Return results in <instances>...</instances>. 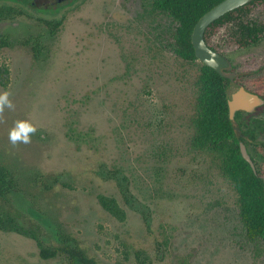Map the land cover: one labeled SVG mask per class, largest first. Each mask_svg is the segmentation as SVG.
I'll use <instances>...</instances> for the list:
<instances>
[{
    "label": "rangeland",
    "instance_id": "374dc122",
    "mask_svg": "<svg viewBox=\"0 0 264 264\" xmlns=\"http://www.w3.org/2000/svg\"><path fill=\"white\" fill-rule=\"evenodd\" d=\"M28 1L0 21V94L11 103L0 106V162L20 179L12 207L21 222L49 246L58 230L69 234L99 264H139V251L150 264H264V241L246 237L232 184L191 147L200 61L172 51L170 21L152 0ZM252 17L264 18L262 4ZM39 18L60 24L50 34ZM34 38L36 57L20 44ZM222 54L246 83L264 69V38ZM248 150L261 165L264 131ZM51 174L59 181L50 189L34 178ZM99 194L114 197L125 218L109 214ZM0 264L66 262L0 229Z\"/></svg>",
    "mask_w": 264,
    "mask_h": 264
},
{
    "label": "trees",
    "instance_id": "16d2710c",
    "mask_svg": "<svg viewBox=\"0 0 264 264\" xmlns=\"http://www.w3.org/2000/svg\"><path fill=\"white\" fill-rule=\"evenodd\" d=\"M18 1V2H17ZM20 1L0 0V21L13 18L23 13ZM221 0H152V7L162 13L170 21L172 31L169 46L172 51L187 61L197 60L191 42L193 27L198 18ZM31 6L60 7L66 0H30ZM264 0H251L234 8L211 22L204 30V41L212 49L224 53L226 50L247 48L257 44L264 38V18L252 17L254 7ZM47 31L53 34L60 21L39 18ZM223 28V37L214 40L213 37ZM0 44H7L4 37ZM20 44H29L34 57L39 52L40 42L34 38ZM233 81L221 76L213 68L200 61L199 73L195 84L197 95L194 104V118L192 120L193 134L190 139L192 149L211 156L221 174L232 184L237 194L239 217L244 225L246 237L250 240L264 241V158L261 165L256 163L253 172L249 163L242 157L239 142L248 144L254 141L256 135L264 131V119L255 113L264 111V104L252 112L236 111L234 118L229 119L227 99L230 92L238 84L246 89L257 92L264 99V69L246 83ZM241 80V79H240ZM115 173V172H112ZM111 173V175H112ZM114 176V175H112ZM36 180L50 189L58 182L57 175L38 177ZM49 178V179H48ZM124 201L130 203L131 195L125 177L118 181ZM21 183L17 174L6 164L0 162V229L13 231L32 238L38 248V254L46 259L58 254L62 255L66 264H99L93 257L79 247L76 239L60 230L57 231V246H49L42 241L32 226H25L21 222L23 216L12 207L13 201L21 194ZM101 206L112 216L123 220L125 210L114 197L98 195ZM139 264H150L143 252L137 254Z\"/></svg>",
    "mask_w": 264,
    "mask_h": 264
},
{
    "label": "water",
    "instance_id": "95a60500",
    "mask_svg": "<svg viewBox=\"0 0 264 264\" xmlns=\"http://www.w3.org/2000/svg\"><path fill=\"white\" fill-rule=\"evenodd\" d=\"M251 0H221L196 21L192 34L191 42L195 55L199 61L213 68L221 76L234 80L235 73L232 71V63L224 54L210 48L204 41V30L215 19L224 13L237 8ZM264 99L256 92L246 89L243 85H237L229 94L227 99L229 119H233L235 112H252L256 107L262 105ZM239 149L242 157L249 163L253 172H256L255 164L250 153L243 142H239Z\"/></svg>",
    "mask_w": 264,
    "mask_h": 264
},
{
    "label": "clouds",
    "instance_id": "9594fccd",
    "mask_svg": "<svg viewBox=\"0 0 264 264\" xmlns=\"http://www.w3.org/2000/svg\"><path fill=\"white\" fill-rule=\"evenodd\" d=\"M5 105L9 106V107L11 106L10 101H8V99H7V93L0 94V106H5ZM31 131H35V129L34 128L31 129ZM17 138H18V134H16V133L10 134V139L12 140L13 143L16 142ZM24 142L25 143L28 142V139L25 138Z\"/></svg>",
    "mask_w": 264,
    "mask_h": 264
}]
</instances>
